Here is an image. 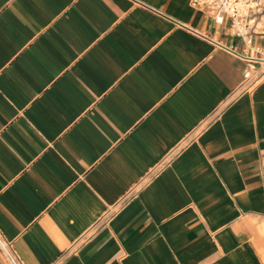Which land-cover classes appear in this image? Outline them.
I'll list each match as a JSON object with an SVG mask.
<instances>
[{
  "label": "crops",
  "instance_id": "0c3cea01",
  "mask_svg": "<svg viewBox=\"0 0 264 264\" xmlns=\"http://www.w3.org/2000/svg\"><path fill=\"white\" fill-rule=\"evenodd\" d=\"M243 25L0 0V264H264V4Z\"/></svg>",
  "mask_w": 264,
  "mask_h": 264
},
{
  "label": "built area",
  "instance_id": "2783aa9c",
  "mask_svg": "<svg viewBox=\"0 0 264 264\" xmlns=\"http://www.w3.org/2000/svg\"><path fill=\"white\" fill-rule=\"evenodd\" d=\"M190 3L196 7H203L213 12L217 21H222L223 17H228L231 21V26L236 33L243 30L244 18L251 11L257 12L261 7L260 0H190ZM249 66V65H248ZM251 71L249 68L244 72V79L250 77ZM126 198L120 200L125 201ZM12 264H15L14 259L9 256Z\"/></svg>",
  "mask_w": 264,
  "mask_h": 264
},
{
  "label": "rangeland",
  "instance_id": "374dc122",
  "mask_svg": "<svg viewBox=\"0 0 264 264\" xmlns=\"http://www.w3.org/2000/svg\"><path fill=\"white\" fill-rule=\"evenodd\" d=\"M262 3H261V6L264 4V0H260Z\"/></svg>",
  "mask_w": 264,
  "mask_h": 264
}]
</instances>
